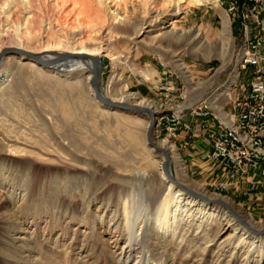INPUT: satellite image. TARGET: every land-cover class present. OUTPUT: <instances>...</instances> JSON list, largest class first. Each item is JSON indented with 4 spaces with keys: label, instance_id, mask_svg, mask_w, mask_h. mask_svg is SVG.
Wrapping results in <instances>:
<instances>
[{
    "label": "rangeland",
    "instance_id": "1",
    "mask_svg": "<svg viewBox=\"0 0 264 264\" xmlns=\"http://www.w3.org/2000/svg\"><path fill=\"white\" fill-rule=\"evenodd\" d=\"M128 1L131 17L143 16L145 8L156 11L171 2L180 5L168 15L162 26L165 29H144L145 33L133 40L123 38L126 34L122 31L110 34L118 38L96 55L106 97L129 104L143 101L141 106L158 115L152 142L174 146L171 155L178 153L181 158L180 163L171 159L172 177L188 188L229 200L244 220L264 229V191L237 195L212 187L228 182L211 163L185 148L186 142L194 144L201 139L189 134L186 140H172L157 126L164 114L205 99L213 100L214 115L221 117L217 108L229 114L233 100L247 88L251 71L241 68V34L229 16L232 41L223 39L222 13L228 15L223 0ZM29 11L24 0H0V35H4L6 46L31 38L26 35ZM173 31V36L151 40ZM52 34L50 40L59 41V36ZM93 37L88 48H99L101 39ZM77 42L71 40V45ZM176 61L185 67L191 83L178 70ZM51 89L34 88L27 82L24 90L16 92L14 104L6 108L0 105L5 119L0 122V264H117L119 253L130 241L123 211L128 193L124 186L128 188L135 179L145 189H158L163 182L160 163L167 156L149 153L148 116L107 108L87 91L82 96L75 90L70 95L73 118L68 121ZM116 95H123L125 101L115 100ZM187 119L193 128L204 125L205 130L217 125L213 115ZM17 147L26 152L17 154ZM144 197L136 191L133 200ZM140 215L148 216L147 211L136 209L134 217ZM217 229L213 223L207 236L196 234L199 240L194 244L189 235L182 242L181 238L176 240L166 254L167 264H264V236L256 244L249 240L237 254L234 248L224 251L213 242Z\"/></svg>",
    "mask_w": 264,
    "mask_h": 264
},
{
    "label": "bare ground",
    "instance_id": "2",
    "mask_svg": "<svg viewBox=\"0 0 264 264\" xmlns=\"http://www.w3.org/2000/svg\"><path fill=\"white\" fill-rule=\"evenodd\" d=\"M24 2L31 10L26 20L28 24L26 35L31 37L29 41L19 39L18 43L6 46L4 35H0V105L6 108L14 104L16 92L24 90L27 82L34 88L50 86L52 92L56 94V102L62 109L63 117L68 121L73 118L75 107L70 95L75 90L80 91V95L87 91L89 96L97 101L92 83L98 71L101 83L102 67L96 55L111 47L114 38H118V35L111 37L110 34L122 31L126 34L123 38L133 40L144 34L145 32H142L144 29H151L148 32L159 27L160 30L165 29L166 27L162 26L166 24L168 15L180 5L171 2L164 10L156 11L145 8L143 16L131 17L128 0H24ZM180 2L183 3L185 0ZM38 5L41 6L40 9ZM152 13L156 15L152 16ZM222 15L223 39L231 42L228 15L226 13ZM113 26H117V29L112 28ZM52 32L59 36V41L50 40ZM174 34L176 31L164 32L152 37L151 40L155 42L159 37L166 38ZM93 35L101 39L99 44L96 42L99 48H88L89 43L94 40ZM71 40L78 42L71 45ZM201 55L209 59L206 53L201 52ZM10 58H14L13 61ZM115 59L117 58L114 57L113 60ZM176 62L178 70L182 71L187 81L191 83L185 67L179 61ZM236 78L235 74L232 81ZM72 79H76L75 83H71ZM227 89L224 92H227ZM101 94L111 100L106 97L103 88ZM114 99L125 101L123 95H116ZM210 103L213 105V100ZM142 104L143 101L140 105ZM216 110L224 121L227 120V124L231 123L228 114L221 108ZM4 121L0 113V122ZM151 126L152 120L149 117L148 128ZM152 143L150 154L163 152L167 156V159L163 158L160 163L163 182L158 189H145L143 184H137L138 181L136 180V183L135 179L129 182L128 188L124 186L125 192L128 193L123 199V211L126 216V227L130 232L128 234L130 241L126 249L119 253L117 264H167L166 254L176 240L181 238L182 242L189 235L193 238L191 244H194L199 234L207 236L213 223L218 228L213 242L216 241L224 251L234 248V253L238 254L249 240H253L252 244L262 241L261 236H256L252 232L260 227L244 220L229 200L188 188L172 177V166L167 171L166 160L170 161V165L172 158L178 163L181 161L178 153L171 155L175 151L174 146L165 142ZM41 147L46 152H51L46 147ZM15 152L23 154L26 150L17 147ZM180 168L181 173L185 174L182 165ZM136 191H141L145 196L141 201L133 200ZM136 209L147 211L148 216L134 217ZM185 222L188 223L187 229L184 227ZM192 233H195L194 236Z\"/></svg>",
    "mask_w": 264,
    "mask_h": 264
},
{
    "label": "built area",
    "instance_id": "3",
    "mask_svg": "<svg viewBox=\"0 0 264 264\" xmlns=\"http://www.w3.org/2000/svg\"><path fill=\"white\" fill-rule=\"evenodd\" d=\"M232 24H237L243 43L241 68L251 71V78L242 93L233 100L225 124L213 114L208 100L178 111L164 114L157 126L169 139L200 138L206 145L204 160L211 163L228 180V184H212L219 191H228L232 182L252 175L264 177V0H223L221 3ZM213 115L217 125L205 130L193 128L188 117Z\"/></svg>",
    "mask_w": 264,
    "mask_h": 264
},
{
    "label": "water",
    "instance_id": "4",
    "mask_svg": "<svg viewBox=\"0 0 264 264\" xmlns=\"http://www.w3.org/2000/svg\"><path fill=\"white\" fill-rule=\"evenodd\" d=\"M92 86L95 90V97H96L97 101L100 104H102L103 106L110 108V109L117 110V111H122L125 113H134V114L144 115V116L150 117L152 120V126L149 130V133H148V142L150 144H153L152 143V131H153V128L156 126V117L158 116L157 113L152 111V109L141 106L139 104H129V103L118 102V101H113V100H109V99L104 98L101 94L102 93V86L100 83L99 71L96 74V77L92 83ZM170 166H171L170 161L167 160V163H166L167 171H169ZM239 219L242 220L241 217H239ZM252 232L256 236H264V229H262V230H255L254 229V230H252Z\"/></svg>",
    "mask_w": 264,
    "mask_h": 264
},
{
    "label": "crops",
    "instance_id": "5",
    "mask_svg": "<svg viewBox=\"0 0 264 264\" xmlns=\"http://www.w3.org/2000/svg\"><path fill=\"white\" fill-rule=\"evenodd\" d=\"M189 137V141H190ZM183 139H185L183 137ZM186 142L185 148L188 152H190L191 155L198 156L197 158H203L204 159V152L206 150V145L201 141L198 140L196 142ZM193 152V153H192ZM225 182H228V180L225 178ZM255 189H261L264 191V177L259 175H252L249 177H245L243 179H240L237 182H232L230 184L229 192L231 191L233 194L240 195L245 191H251ZM264 197V193L261 194Z\"/></svg>",
    "mask_w": 264,
    "mask_h": 264
},
{
    "label": "trees",
    "instance_id": "6",
    "mask_svg": "<svg viewBox=\"0 0 264 264\" xmlns=\"http://www.w3.org/2000/svg\"><path fill=\"white\" fill-rule=\"evenodd\" d=\"M233 26H234V28L236 29L237 33L239 34V31H238V30H239L238 25H237V24H234Z\"/></svg>",
    "mask_w": 264,
    "mask_h": 264
}]
</instances>
